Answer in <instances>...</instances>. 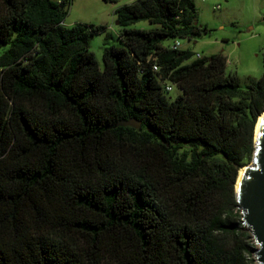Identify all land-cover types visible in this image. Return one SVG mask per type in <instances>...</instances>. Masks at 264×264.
<instances>
[{
	"label": "trees",
	"instance_id": "16d2710c",
	"mask_svg": "<svg viewBox=\"0 0 264 264\" xmlns=\"http://www.w3.org/2000/svg\"><path fill=\"white\" fill-rule=\"evenodd\" d=\"M71 4L0 0V264H249L235 185L264 73L244 87L223 52L165 44L207 31L194 0L119 7L101 66L107 27L65 26Z\"/></svg>",
	"mask_w": 264,
	"mask_h": 264
},
{
	"label": "rangeland",
	"instance_id": "374dc122",
	"mask_svg": "<svg viewBox=\"0 0 264 264\" xmlns=\"http://www.w3.org/2000/svg\"><path fill=\"white\" fill-rule=\"evenodd\" d=\"M135 1L137 0H117L115 2L72 0L70 11L63 23L68 27L76 23L105 25L107 27L104 31L90 37V48L95 53L99 64L103 66L105 47H125L124 42L120 39L123 28L116 24V10ZM194 1L196 20L200 25L206 26L207 31L192 39L179 38L183 49H191L203 57H210L213 54L223 52L228 58L227 71L236 73L242 86L245 87L257 82L264 73V0ZM153 26L150 22L143 20L130 25L128 28L150 29ZM174 40L168 39L165 44H172ZM180 92V89L175 85L168 96L175 99ZM255 140L256 128L254 143ZM244 230H247L245 227L242 232L249 235V241L253 247L249 253L245 254V257L249 264H258L254 256V249L257 244L253 240L252 234Z\"/></svg>",
	"mask_w": 264,
	"mask_h": 264
},
{
	"label": "water",
	"instance_id": "95a60500",
	"mask_svg": "<svg viewBox=\"0 0 264 264\" xmlns=\"http://www.w3.org/2000/svg\"><path fill=\"white\" fill-rule=\"evenodd\" d=\"M261 116L252 160L243 167L236 184L238 208L247 229L244 231H249L257 244L254 256L258 264H264V113ZM120 124L139 129L142 122L131 118Z\"/></svg>",
	"mask_w": 264,
	"mask_h": 264
},
{
	"label": "built area",
	"instance_id": "2783aa9c",
	"mask_svg": "<svg viewBox=\"0 0 264 264\" xmlns=\"http://www.w3.org/2000/svg\"><path fill=\"white\" fill-rule=\"evenodd\" d=\"M167 46L172 50L183 49V46H182L181 42L179 41V38L175 39L172 44H168ZM202 57L203 56H201L199 53L195 54V58H202ZM154 68H155V70H159L157 65H155ZM164 86H165L166 91L169 93L173 90L175 85L172 83L166 82Z\"/></svg>",
	"mask_w": 264,
	"mask_h": 264
},
{
	"label": "bare ground",
	"instance_id": "6f19581e",
	"mask_svg": "<svg viewBox=\"0 0 264 264\" xmlns=\"http://www.w3.org/2000/svg\"><path fill=\"white\" fill-rule=\"evenodd\" d=\"M263 116H260L259 117V120H258V123H257V126H256V131H257V128H258V126H259V123H260V120H261V118H262ZM243 169L244 168H242L241 170H240V174H241V172L243 171ZM240 176V175H239Z\"/></svg>",
	"mask_w": 264,
	"mask_h": 264
}]
</instances>
